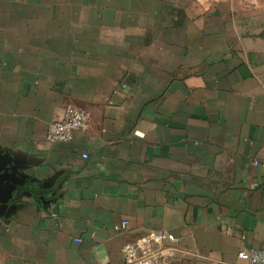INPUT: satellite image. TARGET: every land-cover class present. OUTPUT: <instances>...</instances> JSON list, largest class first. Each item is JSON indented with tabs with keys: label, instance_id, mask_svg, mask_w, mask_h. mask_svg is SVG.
Instances as JSON below:
<instances>
[{
	"label": "crops",
	"instance_id": "1",
	"mask_svg": "<svg viewBox=\"0 0 264 264\" xmlns=\"http://www.w3.org/2000/svg\"><path fill=\"white\" fill-rule=\"evenodd\" d=\"M69 104L87 126L47 142ZM14 161L0 264H126L155 230L184 242H150V264H247L264 240V0H0V170Z\"/></svg>",
	"mask_w": 264,
	"mask_h": 264
},
{
	"label": "built area",
	"instance_id": "2",
	"mask_svg": "<svg viewBox=\"0 0 264 264\" xmlns=\"http://www.w3.org/2000/svg\"><path fill=\"white\" fill-rule=\"evenodd\" d=\"M89 121V113L86 109L75 104H69L64 111V115L49 123L45 139L47 142L70 141L74 138L75 132L87 126ZM88 154L84 153V157ZM129 220H122L116 229L124 230L129 227ZM150 242H155L159 246L164 247L167 244L181 245L183 238L175 234L155 230L149 232L146 236L138 239L134 243H126L123 246V253L126 264H150L147 255L144 252ZM239 256L247 262V264H264V240L262 245L257 248L242 250Z\"/></svg>",
	"mask_w": 264,
	"mask_h": 264
},
{
	"label": "water",
	"instance_id": "3",
	"mask_svg": "<svg viewBox=\"0 0 264 264\" xmlns=\"http://www.w3.org/2000/svg\"><path fill=\"white\" fill-rule=\"evenodd\" d=\"M4 168H6V165H2V163L0 162V169ZM7 169L10 170H6L4 173L0 172V201L3 204H8V201L13 196L18 182L23 180V176L20 173L18 174L15 172V170H18L16 161H14V163L9 164V167H7ZM3 204L0 205V213L1 209L3 208L6 210L7 215L16 207V204L13 202L8 204V206L6 205V207L3 206Z\"/></svg>",
	"mask_w": 264,
	"mask_h": 264
},
{
	"label": "trees",
	"instance_id": "4",
	"mask_svg": "<svg viewBox=\"0 0 264 264\" xmlns=\"http://www.w3.org/2000/svg\"><path fill=\"white\" fill-rule=\"evenodd\" d=\"M29 184H31V185H32L33 183H30V182H29ZM17 193H18V190H16V189H15V191H14L13 195H15V196H16V195H17ZM10 203H12V201H11V202H10V201H8V204H10ZM1 204H3V203L0 201V205H1ZM8 204H3V206H5V207H6V205L8 206ZM3 210H5V209H3V208H2V209H1V212H2ZM5 211H6V210H5Z\"/></svg>",
	"mask_w": 264,
	"mask_h": 264
},
{
	"label": "flooded vegetation",
	"instance_id": "5",
	"mask_svg": "<svg viewBox=\"0 0 264 264\" xmlns=\"http://www.w3.org/2000/svg\"><path fill=\"white\" fill-rule=\"evenodd\" d=\"M1 173H4V170H0Z\"/></svg>",
	"mask_w": 264,
	"mask_h": 264
}]
</instances>
